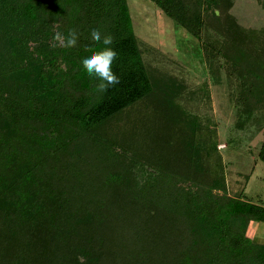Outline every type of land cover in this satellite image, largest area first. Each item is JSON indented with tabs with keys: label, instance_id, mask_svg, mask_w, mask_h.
I'll use <instances>...</instances> for the list:
<instances>
[{
	"label": "trees",
	"instance_id": "16d2710c",
	"mask_svg": "<svg viewBox=\"0 0 264 264\" xmlns=\"http://www.w3.org/2000/svg\"><path fill=\"white\" fill-rule=\"evenodd\" d=\"M150 1L196 38L234 127L264 130V24H240L234 0ZM97 27L118 53L106 93L81 64L106 47ZM70 29L77 46H59ZM205 100L127 0H0V264H264L246 232L264 201L229 193Z\"/></svg>",
	"mask_w": 264,
	"mask_h": 264
},
{
	"label": "rangeland",
	"instance_id": "374dc122",
	"mask_svg": "<svg viewBox=\"0 0 264 264\" xmlns=\"http://www.w3.org/2000/svg\"><path fill=\"white\" fill-rule=\"evenodd\" d=\"M127 4L134 32L139 38L170 53L181 65L190 86L205 80L209 82V102L205 100L201 104L200 113L203 118L207 114L215 121L217 148L224 162L229 193L240 191L249 200L264 201V162L257 157L264 130L254 131L250 127L244 131L234 127L235 109L227 98L224 81L221 85L211 82L196 38L177 26L150 0H127ZM232 13L245 27L259 28L264 24V11L257 0H234ZM258 227H264V223L249 222L247 235L253 236Z\"/></svg>",
	"mask_w": 264,
	"mask_h": 264
},
{
	"label": "clouds",
	"instance_id": "9594fccd",
	"mask_svg": "<svg viewBox=\"0 0 264 264\" xmlns=\"http://www.w3.org/2000/svg\"><path fill=\"white\" fill-rule=\"evenodd\" d=\"M93 42H102L103 47L98 51L92 52L90 56L82 59L81 64L89 77H94L99 81L95 89L99 93H106L110 87L120 83V77L113 71V64L118 59V53L114 47H109L115 43L110 34H103L99 27L93 28L90 32ZM79 34L75 29H70L67 36L62 33H56L54 40L59 46L73 48L77 46ZM54 44L53 46H57ZM254 243L264 246V227H258L253 233Z\"/></svg>",
	"mask_w": 264,
	"mask_h": 264
},
{
	"label": "crops",
	"instance_id": "0c3cea01",
	"mask_svg": "<svg viewBox=\"0 0 264 264\" xmlns=\"http://www.w3.org/2000/svg\"><path fill=\"white\" fill-rule=\"evenodd\" d=\"M255 222V221H254Z\"/></svg>",
	"mask_w": 264,
	"mask_h": 264
}]
</instances>
